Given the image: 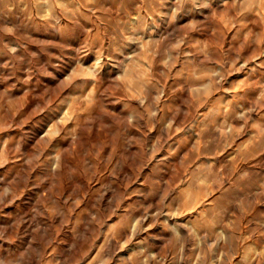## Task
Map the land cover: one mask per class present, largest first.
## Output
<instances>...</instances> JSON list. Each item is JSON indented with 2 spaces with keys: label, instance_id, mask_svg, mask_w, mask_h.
I'll list each match as a JSON object with an SVG mask.
<instances>
[{
  "label": "rangeland",
  "instance_id": "rangeland-1",
  "mask_svg": "<svg viewBox=\"0 0 264 264\" xmlns=\"http://www.w3.org/2000/svg\"><path fill=\"white\" fill-rule=\"evenodd\" d=\"M0 264H264V0H0Z\"/></svg>",
  "mask_w": 264,
  "mask_h": 264
}]
</instances>
